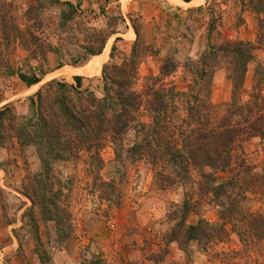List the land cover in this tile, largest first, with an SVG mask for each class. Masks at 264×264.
<instances>
[{
    "label": "trees",
    "instance_id": "trees-1",
    "mask_svg": "<svg viewBox=\"0 0 264 264\" xmlns=\"http://www.w3.org/2000/svg\"><path fill=\"white\" fill-rule=\"evenodd\" d=\"M227 1L238 6L240 21L244 12L255 15V42L224 38L222 4L212 0L206 10L205 49L197 59L188 57L181 64L167 56L158 75L141 77L140 65L159 51L142 39L137 25V39L120 62L115 60L118 49L113 45L111 60L102 69L100 92L84 88L82 76H74V83L51 80L29 97L26 114L18 113L15 106L0 110V149L34 147L41 161V171L23 181V194L32 204L23 213L22 229H29L42 264L54 262L42 242L41 226L55 221L60 242L75 233L70 203H64L53 164L74 161L100 170L104 164L100 153L109 143L119 146V161L147 165L158 188H188L182 204L168 214L173 225L166 235L167 244L187 249L196 243L207 250L227 243L235 233L246 247L241 251L242 264H264L259 247L264 242V213L247 208L252 196L264 206V165L258 169L257 154L251 149L254 144L264 147V63L255 64L252 87L245 88L257 52L264 51V0ZM55 6L61 12L59 27L64 28L75 15L69 1L36 0L21 19L15 0H0V66L13 69L28 87L51 72L50 56L59 59L57 69L67 63L85 65L90 57L102 54L115 33L105 35L95 29V46L83 45L84 55L62 57L63 47L46 35L44 14ZM118 20L121 25L126 22L122 15ZM17 47L27 54L26 69L11 64L10 54ZM180 68L186 90L169 80ZM219 71L226 73L232 95L229 101L214 104L211 92ZM130 132L135 139L125 148L123 141ZM218 174L226 177L220 179ZM211 200L218 207L217 221L199 216L197 223H188L189 216L201 215L204 201ZM238 254L231 251L216 256ZM82 264L102 261L95 256Z\"/></svg>",
    "mask_w": 264,
    "mask_h": 264
},
{
    "label": "rangeland",
    "instance_id": "rangeland-1",
    "mask_svg": "<svg viewBox=\"0 0 264 264\" xmlns=\"http://www.w3.org/2000/svg\"><path fill=\"white\" fill-rule=\"evenodd\" d=\"M60 1H69L75 6L73 19L60 28L61 12L58 6L48 8L44 19L46 35L51 37L52 43L63 47L62 57L84 55L82 46H95L92 37L96 31L102 30L105 35L112 31L115 33L107 40L102 54L90 57L85 65L67 63L57 69L59 59L55 55L50 56L51 72L39 84L31 87L14 75L13 69L0 66V110L15 106L18 113L26 114L29 97L51 80L74 83V76H82L84 88L100 92L102 69L111 60L113 45L118 49L115 60L120 62L122 56L130 53L137 39V25L142 39L159 51L148 56L140 65L139 73L143 78L158 75L161 62L167 56L183 64L188 57L197 59L205 49L209 21L206 10L208 2L212 0H192L186 6L178 5L180 2L177 0ZM218 1L224 11L222 36L255 42V15L244 12L240 21L238 6L229 1L225 4L226 0ZM15 2L22 19L29 5L35 4L36 0ZM120 15L126 20L123 25L118 20ZM10 56L15 69H26L28 63L24 50L17 47ZM257 62L264 63L263 50L257 52L256 62L249 68L245 81L247 90L252 87ZM62 70L70 72L63 76ZM181 75L180 68L176 76L169 80L175 82L179 89L186 90L188 86L181 81ZM231 95V83L226 73L219 71L214 77L211 101L220 104L229 101ZM134 139L135 133L130 132L123 141L124 147L128 148ZM117 149L119 146L109 143L101 151L104 164L100 170L74 161L53 164V172L62 184L64 203H70L75 225L73 237L63 242L57 241L55 221L41 226L44 234L42 242L54 264H82L95 256L100 257L102 264L243 263L241 251H245L246 247L235 233L227 243L213 245L207 250L196 243H191L187 249L176 243L167 244L166 235L173 225L168 214L182 204L188 188H158L147 165L143 162L119 161ZM251 149L257 154L260 169L264 165V147L254 144ZM40 171L41 161L34 147L0 149V264H42L35 253L36 244L29 229H22L23 213L32 204L23 194V181ZM218 177L223 179L226 175L218 174ZM194 178H198L196 173ZM247 208L264 213V206L253 196L247 202ZM217 209L214 200L204 201L202 214H191L188 223H197L199 216L216 222ZM259 247L264 252V242L259 243ZM231 251L239 254L226 258L216 256Z\"/></svg>",
    "mask_w": 264,
    "mask_h": 264
},
{
    "label": "bare ground",
    "instance_id": "bare-ground-1",
    "mask_svg": "<svg viewBox=\"0 0 264 264\" xmlns=\"http://www.w3.org/2000/svg\"><path fill=\"white\" fill-rule=\"evenodd\" d=\"M177 1L181 2L180 0H177ZM69 72L70 70H62L61 75L66 76Z\"/></svg>",
    "mask_w": 264,
    "mask_h": 264
},
{
    "label": "crops",
    "instance_id": "crops-1",
    "mask_svg": "<svg viewBox=\"0 0 264 264\" xmlns=\"http://www.w3.org/2000/svg\"><path fill=\"white\" fill-rule=\"evenodd\" d=\"M190 3H191V2L188 3V2H185V1L181 0V2H180L178 5H185V6H186V5L190 4ZM178 5H177V6H178Z\"/></svg>",
    "mask_w": 264,
    "mask_h": 264
}]
</instances>
